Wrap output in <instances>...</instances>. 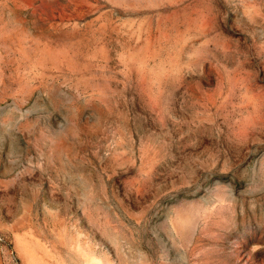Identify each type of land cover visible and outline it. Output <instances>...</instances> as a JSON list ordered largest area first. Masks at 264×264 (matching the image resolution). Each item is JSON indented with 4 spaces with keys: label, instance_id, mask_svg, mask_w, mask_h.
Instances as JSON below:
<instances>
[{
    "label": "rangeland",
    "instance_id": "374dc122",
    "mask_svg": "<svg viewBox=\"0 0 264 264\" xmlns=\"http://www.w3.org/2000/svg\"><path fill=\"white\" fill-rule=\"evenodd\" d=\"M0 264H264V0H0Z\"/></svg>",
    "mask_w": 264,
    "mask_h": 264
}]
</instances>
